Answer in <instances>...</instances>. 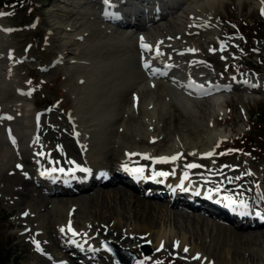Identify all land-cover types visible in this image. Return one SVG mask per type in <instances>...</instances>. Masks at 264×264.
Masks as SVG:
<instances>
[{"label": "rangeland", "instance_id": "rangeland-1", "mask_svg": "<svg viewBox=\"0 0 264 264\" xmlns=\"http://www.w3.org/2000/svg\"><path fill=\"white\" fill-rule=\"evenodd\" d=\"M184 3L193 8L194 20H204L201 22L205 26L201 25L197 28L183 25L182 28L175 30L173 27L177 26L174 21L176 16H185L180 12L174 14L175 10H165L170 13L168 16L170 19L162 18L159 22L149 23L147 28L159 34L162 33L161 35L165 38L174 39L177 45H183L181 48L191 44L193 52L196 53V59L205 69L203 70L204 75L199 74L202 76V81L210 85L227 87L229 90L225 93L211 94L210 92V94L192 98L197 113L189 115L178 105L167 102H164L165 105L158 104V100L159 102L166 101L161 88H141L140 100L144 101L148 98L147 96L156 100L153 108L158 115L156 117L155 114L154 126L157 125L155 128L159 143L154 148L156 153L167 151L172 146L177 149L175 144L180 141V147H178L180 158L173 162L174 167L181 170L180 167H186L189 162H197L206 178L215 176L216 172L222 170L227 173L229 170L241 169L238 174L246 180L245 184L249 185L250 196L259 202L260 209H264V138L262 137L264 131L256 125L252 117L264 109V92L248 94L243 90L246 84L253 87L264 86V60L261 59L264 58V33L254 26L248 27L252 22H259L262 23L264 31V15L261 14L264 2L262 0H184ZM9 4L15 3L12 1ZM98 6L94 0H26L21 7L6 6L8 8L0 9V12L10 13L0 16V26L5 31L4 43L10 50L7 58L11 64L10 74L14 81L11 86L0 78V103L8 106L7 116L17 121V125L13 128L24 132L23 124L27 120L31 121L32 117L46 120L48 123L53 121L55 125H60V128H66V120L73 118L77 111L76 88L80 76V74H72V67L69 64L86 57L107 62L128 54L127 52L137 51L138 47L136 43H133L135 33L132 34L133 41L131 40L129 45L117 46L123 44V41L119 43L121 37L124 39L131 33L126 31L128 28L126 29L125 26H118L116 23L99 18ZM0 49H3L2 46ZM182 59L183 61L189 60L187 56H183ZM104 67H106L105 64L95 66L98 70ZM119 67L118 71L122 69L120 72L122 74L127 69L126 65L124 68ZM136 75L133 73L132 77L137 79L139 76ZM126 89L123 88L120 94L116 90L105 92L109 96L102 102V109L109 111L107 113L111 116L121 117L129 107L131 90L127 85ZM20 94L23 95L22 98H19ZM83 95V92L79 93L80 97ZM98 96L99 94L96 99ZM219 97L222 99L217 100ZM142 105L130 108V110L137 109L134 121L144 129V125L139 122L148 113V107ZM79 118L81 119V115ZM133 126L135 127V124ZM133 126L130 128L134 129ZM115 128L112 129L113 132ZM107 130L106 133L111 131L108 128ZM143 131L137 130L136 126L132 135L136 134L130 136L133 138L129 141L135 143L136 137L140 138L144 135L145 131ZM210 132H213L219 141L211 145L213 149L210 152L213 155L205 156L204 152L209 145L207 134ZM67 133L69 134L68 131ZM112 136L104 134L101 138L107 139ZM142 144L148 145L149 143L142 141ZM5 145L0 127V239L12 241L11 246H17L21 250V259L18 264H71L73 261L70 250L77 251L74 248L85 247L86 240L83 245L64 249L58 245L57 236L49 232L48 242L52 252L47 251L48 244L44 245L39 242L36 228L38 227L39 230H45V227L52 228L53 221L44 208H37L36 197L42 192L35 184L30 185L35 193L34 202L32 201L31 204H34L36 215L28 217L22 214L25 204L22 203L23 200H19V197L23 193L24 184L17 176H21L23 180H30L29 171L18 160L16 154H13L14 158H11L8 147ZM219 177L227 181L229 178H235L233 175H224V173ZM195 180H200V178H195ZM208 181L209 185L217 183L211 179ZM86 183L87 180L83 184ZM158 184H151L150 192L144 188L142 192H138L140 195L141 193L150 195V193H155L154 190L159 191ZM113 185L120 186L121 184ZM100 188L110 190L111 185ZM97 189L99 186L93 185L90 190H80L78 193L69 195H91ZM130 190L136 191L135 188H130ZM184 192L188 193L186 190ZM226 193L229 195L230 192ZM69 195H59L57 199L72 197ZM164 199L149 198V201L162 203L163 209L168 211L180 210L177 207H172V210L167 209L165 207L167 201ZM81 202L87 205V203H93V200L86 203ZM81 205L79 203V205L72 206L71 216H73V211ZM94 208L96 209V206ZM61 209V207L54 208L53 215L58 216L64 210ZM198 217L202 218L201 224L187 221L181 223L176 219L175 221L169 219L167 214H161L155 231L161 229L160 231H163L166 236L172 232L176 238L185 236L188 247L194 245L199 258L203 256V262H199L186 252L181 253L180 249L177 251L172 247V239L165 241L166 245L158 250L140 242L136 245L133 243L132 249L126 251L136 256L135 262L137 263H142L146 258L150 264H157V262L160 264H227V262L228 264H264L262 238L250 236L244 239L240 237L234 239L223 236L210 229V224L214 220L202 215ZM73 219L77 222L76 218ZM97 223L101 224L98 220ZM125 224L121 231L125 235L134 234L132 226ZM88 225L95 226L92 223ZM223 225L232 228L230 223H223ZM216 229L223 230L220 225H217ZM262 230L264 227L244 229L239 232L257 231L256 233L264 234ZM81 236L83 239L88 238L87 234ZM81 236L79 234L78 237ZM37 243L39 250H37ZM91 244H96L102 252L100 258H90L94 260L90 261L92 264H117L111 256V251L123 248L116 241L109 238L98 240L94 237L91 239ZM69 246L72 244L68 243L67 247ZM142 247L147 248V253L143 252ZM50 252L53 255H50ZM78 252H83V250H78ZM39 259H44L46 263L42 261L37 263Z\"/></svg>", "mask_w": 264, "mask_h": 264}, {"label": "bare ground", "instance_id": "bare-ground-1", "mask_svg": "<svg viewBox=\"0 0 264 264\" xmlns=\"http://www.w3.org/2000/svg\"><path fill=\"white\" fill-rule=\"evenodd\" d=\"M94 2L99 5L97 8L99 18L116 23L118 26H125L126 29L128 28L126 31L131 33V35H126L124 39L121 37L119 43L123 41V44L117 46L128 44L132 40V34L135 33L133 43H136L138 48H136V52H127L128 54H123L107 62L106 60L101 62V60L86 57L80 58V61L76 63L69 64L72 67V74H80L77 80L80 87L77 86L76 88L77 111H75L73 118L66 120V128H60V125H55L53 121L48 123L46 120L32 117L31 121L27 120L23 124L25 131L21 132L13 128L14 125H17V121L12 118L8 119L10 117L9 115L7 116L8 106L0 103V115H3L2 117L0 116V127L2 128L4 143L8 147L11 158H14L13 154H16L18 160L29 171L30 180H23L17 174V177L24 184L23 193L19 197V200H23L22 203L25 204V210H23L22 214L25 215L27 213L26 216L28 217L36 215L34 204H31L32 201L34 202L35 196L31 185L35 184L42 192L36 197V201L38 200L37 208H44L53 221L52 228L47 229L45 227L47 230L36 228L39 242L44 243V245L48 244L49 248H47V251H51V246L48 242L50 233H54L57 236L58 245L64 249L75 245H83L84 240H86L85 247H81V249L74 248L77 251L70 250L72 251L73 261L71 264H92L91 262L94 260L90 258L101 257L102 252L98 246L91 244V239L94 237L98 240L103 238L114 240L124 250L132 249L131 245L133 243L136 245V243L140 242L158 250L166 245L165 241L168 242L169 239H172V247L176 248L177 251L180 249L181 253L185 252L184 248L186 247L188 249L186 253L192 257H199L197 248L194 245L188 247L185 236L182 235L176 238L172 232L166 236L163 231H160L161 229L155 231L161 214H167L169 219L174 221L176 219L181 223L182 221H187L196 224H201L202 218L198 216L202 215L214 220L210 224V229L223 234V236L234 239L238 237L244 239L252 236V238L260 237L264 241L262 232H239L244 229L264 227V221H262L264 209H260L258 207L259 202L250 196L251 194L248 192L249 185L245 184L246 180L238 174L241 169L229 170L227 173L222 170L216 172L215 176L206 178L199 167L192 169L180 167L182 168L180 170L174 167L173 162L153 163L156 158L172 157L179 154L180 141L175 144L177 149L172 146L167 151L156 153L157 151L154 147L159 143L155 128L157 125L154 126L156 122L155 114L156 117L158 115L153 108L156 105V100L149 96L144 101L140 100L141 88H161L166 101L159 102L157 99L158 104L165 105L164 102H167L172 105H178L189 115L197 113L195 112L192 98L205 94L204 91H208L206 94H210V92L211 94H219L229 89L210 85L202 81V76L199 74L202 73L201 75H204L203 70L205 69L200 66L201 62L196 59V53L193 52L191 44L186 45L190 46L189 48H185L186 46L181 48L183 45H177L173 41L174 39L165 38L161 35L162 33L159 34L155 30H149L147 25L148 23L159 22L162 18H169L170 13L165 10H175L174 14L180 12V14L185 16H176L174 21L177 26L173 27L175 30H178L179 27L182 28L183 25L197 28L201 25L205 26L201 22L202 19L194 20L193 8L190 5H185L184 0H109L107 4L104 0H94ZM124 18L126 20L123 21ZM167 21L169 20L167 19ZM4 33L5 31L0 26V46L3 48L0 49V78L3 82L12 86L14 81L10 74L11 64L7 58L10 50L4 43ZM141 38H143V43L149 46L148 49L141 47ZM157 49L161 53L160 55H156ZM183 56H187L189 60L183 61ZM96 63L98 66L105 64L106 67L98 70L95 68L97 66ZM146 63L149 65L147 68L145 67ZM121 65L122 67H119ZM125 65L127 69L122 74L120 73L122 69L119 72L118 67L124 68ZM133 73L139 77L134 79L132 77ZM205 84L206 86H203ZM126 85L131 90L128 101L129 107L122 113L121 117H118V115L111 116L107 113L109 111L102 109V102L109 96L105 92L116 90L120 94L123 88L126 89ZM243 90L248 94L258 91L264 92V86L253 87L246 84ZM81 92L84 93L82 97L79 96ZM98 94V99H96ZM22 96L20 94L19 98H22ZM220 99L222 98H217V100ZM20 101L23 100L20 99ZM140 104L148 107V113L141 118V121L139 120L140 122L138 121L139 124L144 125V129L141 126L139 127L138 123L134 121L135 110L137 109L130 110V108L139 107ZM81 105L82 107H80ZM103 105L105 106V103ZM164 107L161 109L163 110ZM80 115L81 119L79 118ZM133 124H135V127L137 126V130L145 131H143V136L140 135V138L134 136V138L136 137V144L129 141L130 136L136 134L132 135L135 129ZM130 126H133L134 129L130 128ZM114 127H116L115 132L112 131ZM107 128L111 129L109 133H106ZM104 134L113 136L109 137L110 139L101 138V135L103 136ZM207 135L209 145L204 155L209 153L210 150L212 151L213 147L211 145L213 143L219 141L213 132ZM142 141H146L149 144H142ZM145 155L148 159L144 158ZM2 157L4 158V155ZM189 164H197V162H189L186 165ZM79 168H86L89 171L82 172L78 170ZM126 168H143L144 173L142 176H137L130 171H126ZM73 169L77 170L73 171ZM154 172H167L169 175L166 177L156 176L153 179ZM185 172L188 173L187 179H184ZM42 173L44 174L42 175ZM223 173L224 175L240 177V179H232V182H229L219 177ZM198 177L200 180H195ZM208 179L217 183L209 185ZM84 180H87L86 184H83L84 182L82 181ZM62 181H66L67 184H62ZM115 183H120L121 185L115 186L113 185ZM151 184H158L157 188L159 191L154 190L155 193H150V195L139 194L138 191L142 192V188L150 192ZM93 185L99 186V189L95 190L91 195H69L78 193L80 190H90ZM108 185H111L110 190L100 188ZM253 185L255 186V183ZM177 186L187 187V189L193 191L188 192L187 195L184 193L176 195L178 194L177 190H175ZM217 187L221 189L219 194L215 191ZM130 188H135L136 191H131ZM171 189L174 190L175 198L168 199L171 195L169 192ZM226 192H230L229 195L243 198L250 205L246 215L241 214L243 210L233 211L221 202V197L228 195ZM59 195L72 197H59L57 199ZM149 198H165L164 200L167 201L165 207L167 209L172 210V207H177L180 210L168 211L163 209L162 203L149 201ZM89 200H93V203L83 205L81 202L86 203ZM79 203L82 204L81 207L79 208L78 206L73 211V216H71L72 206L79 205ZM94 206H96V209ZM57 207H61L65 211L61 209V213L55 216L52 210ZM257 213L261 215L258 216ZM73 218H76L77 222ZM97 220L101 224H98ZM69 223H71L72 229L78 233L76 236H72L67 231ZM88 223L95 224V226L90 227ZM125 223L132 226L134 234L125 235L121 231L122 226L126 225ZM223 223H230L232 228L225 227ZM217 225H220L223 230L219 231L216 229ZM61 228H65L64 233L60 231ZM262 231L264 232V230ZM79 234L80 236L87 234L88 238L78 237ZM72 241L75 242L73 243ZM68 243H71L72 246L67 247ZM78 250H83V252H78ZM51 252L50 255H53ZM202 259L203 256L198 258L199 262H203ZM41 261L46 263L44 259H39L37 263ZM133 264H150V262L145 258L142 263L135 262Z\"/></svg>", "mask_w": 264, "mask_h": 264}, {"label": "snow or ice", "instance_id": "snow-or-ice-1", "mask_svg": "<svg viewBox=\"0 0 264 264\" xmlns=\"http://www.w3.org/2000/svg\"><path fill=\"white\" fill-rule=\"evenodd\" d=\"M104 2L107 4L109 3V0H104ZM262 2H264V0H262ZM7 14H10V13H4V12H0V16H3V15H7ZM261 14L264 15V8L261 9ZM141 47L144 48V49H148L149 46L144 44L143 43V38H141ZM161 53L159 52V50L157 49L156 51V55H160ZM145 67H149V65L146 63L145 64ZM8 119H11V117H8ZM132 155H135V154H132ZM213 155V153L209 152V153H206L205 156H211ZM145 159H148V157L145 155L144 157ZM179 154L175 155V156H172V157H159V158H156L153 160V163H168V162H174L176 161L177 159H179ZM19 167V166H18ZM186 167L188 169H192V168H198L200 167V165H197V164H189V165H186ZM77 169H73V171H76ZM79 171H82V172H88L89 170L86 169V168H79L78 169ZM126 171H130L132 172L134 175H137V176H142L143 173H144V169L143 168H135V169H125ZM61 171H63V169H61ZM44 173H42L43 175ZM249 175L251 173H248ZM169 173L167 172H154V175H153V179L156 177V176H163V177H166L168 176ZM188 178V173L185 172L184 173V179H187ZM233 178H229V182L232 181ZM234 179H240V177H235ZM216 193L219 194V192L221 191V189L219 187H217L215 189ZM241 197H242V193H241ZM221 202H223L225 204L226 207H229L231 208L233 211H237V210H243L241 211V214L242 215H246L247 214V209L250 207V205L243 199V198H238V197H235L233 195H224L221 197ZM25 215H27V213H25ZM257 215H261L260 213H257ZM60 231L62 233L65 232V228H61ZM67 231L70 232L72 234V236H76L78 233L72 229L71 227V223H69L68 225V228H67ZM73 243L75 241H72ZM34 243H36L34 241ZM37 246V250H39V244L37 243L36 244ZM163 246V245H161ZM177 246H178V242H177ZM184 251L187 252L188 249L185 247L184 248ZM199 257H194V259H198ZM157 264H160V262H157Z\"/></svg>", "mask_w": 264, "mask_h": 264}, {"label": "trees", "instance_id": "trees-1", "mask_svg": "<svg viewBox=\"0 0 264 264\" xmlns=\"http://www.w3.org/2000/svg\"><path fill=\"white\" fill-rule=\"evenodd\" d=\"M12 1H14L15 4H9ZM25 1L26 0H1L0 9L21 7L24 5ZM253 26L264 33L262 23L252 22L248 27L251 28ZM261 59L264 60V58ZM252 117L254 122H256V125L261 127L264 131V109L255 113ZM262 137L264 138V135H262ZM11 242L12 241L0 239V264H18V261L21 259V250L17 246H11Z\"/></svg>", "mask_w": 264, "mask_h": 264}, {"label": "water", "instance_id": "water-1", "mask_svg": "<svg viewBox=\"0 0 264 264\" xmlns=\"http://www.w3.org/2000/svg\"><path fill=\"white\" fill-rule=\"evenodd\" d=\"M143 252L147 253V248L142 247ZM111 255L117 261L118 264H132L136 260V256L121 248H116L115 251H111Z\"/></svg>", "mask_w": 264, "mask_h": 264}]
</instances>
